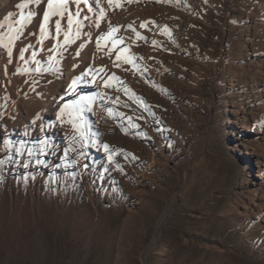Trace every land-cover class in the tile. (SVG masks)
Masks as SVG:
<instances>
[{"label": "rangeland", "instance_id": "rangeland-1", "mask_svg": "<svg viewBox=\"0 0 264 264\" xmlns=\"http://www.w3.org/2000/svg\"><path fill=\"white\" fill-rule=\"evenodd\" d=\"M132 1L115 0V13L128 20L136 14L142 17L140 12L163 0ZM82 2V13L93 14L91 6ZM34 3L21 0L1 20L0 131L5 134L22 128H30L34 135L46 131L50 125L36 110L43 102L56 101L57 81L68 77L67 70L59 76L47 74L41 58L50 52L38 53L34 46L42 39L46 48L52 40L59 42L58 36L49 33L58 17L61 33L69 24V14L51 16L41 33L43 15L33 29L19 20L21 10L30 11ZM21 4L27 7H18ZM124 32L130 42L134 29L126 27ZM161 37L165 46L154 48L169 52L174 34L165 32ZM185 40L187 53L180 54L179 81L186 86L180 93L192 114L190 120L182 114L175 124L180 131L185 129L184 134L179 132L166 141L168 164L147 180L146 195L139 204L130 201L122 185L143 163L150 125L164 128L168 122L174 105L170 92L159 93L160 98L150 101V108L146 106L148 121L134 111L136 122L132 121L131 128L130 101L122 102L126 124L122 130L115 128L123 139L115 147L101 140L89 125L88 106L76 114L66 110L59 117L66 131L76 135L69 147L65 142L18 146L10 139L2 144L0 264H264V219L248 222L230 211L247 196L249 186L248 164L235 150L230 133L227 96L229 80L240 72L234 65L246 59L264 60V0H205L201 18L187 31ZM245 45L249 46L246 50ZM125 47V42L113 45L110 40L99 53H105L108 62L122 55L115 61V71L130 74L134 65ZM61 54L58 51L59 62ZM26 64L38 65V71L23 76L20 68ZM65 65L72 67L70 62ZM197 66L202 71L201 83L192 81ZM256 71L240 79L233 97L249 105L250 112L263 104L255 96L249 100L242 94L250 88ZM106 90L113 88L106 86ZM17 110L26 115L17 117ZM259 125H264V115ZM130 134L135 138L131 147ZM88 147L89 155L85 154ZM156 237L159 240L154 243Z\"/></svg>", "mask_w": 264, "mask_h": 264}, {"label": "bare ground", "instance_id": "bare-ground-1", "mask_svg": "<svg viewBox=\"0 0 264 264\" xmlns=\"http://www.w3.org/2000/svg\"><path fill=\"white\" fill-rule=\"evenodd\" d=\"M20 1L0 0V33L3 27L1 20H5L12 5H17ZM81 1L91 6L93 14L84 15L82 13ZM80 2L77 4L75 0H68L67 10L64 14L73 13L74 19L71 27L66 24L61 33H57L56 21L59 20V17L54 20V31L49 35L58 36L59 42L52 40L46 48L42 39L38 47L34 46V50L38 53L45 50L50 52L46 58H41V67L47 74L59 76L67 70L68 77L66 80L57 81L56 101L43 102L36 110V112L39 111L38 117L44 119L50 126L38 135H34L30 128H22L18 131L11 129L8 134L0 131V157L5 155L2 144L8 139L13 140L18 146H28L33 143L42 145L46 142H65L68 147L71 146V143L76 142V135L66 131L67 129L62 125L59 117L66 110H70L74 114L79 113L83 106H88L91 109L87 115V120L89 125H93L97 136L115 147L123 140L115 128L118 127L119 130H122L126 124L122 102L128 103V100L130 101L131 128L132 121L136 122V117L132 116L134 111L143 114L148 121L150 114L147 112L146 106L150 108L152 104L150 101L158 100L161 96L159 93L170 92L174 95V105H172V114H170L168 122L164 128L161 126L160 128H153L150 125L148 131L151 133V139L143 145V163L136 168V172L130 174L129 182L122 183L123 191L130 195V201L133 204H139L146 195L147 180H151L152 175L168 164L169 160L165 155L166 141L171 137H177L179 132L184 134L185 129L180 131L175 124L180 121L182 114H185V118L188 120L192 114L190 109L185 108L186 106L181 100L183 97H181L180 91L182 86H186V84H181L179 81L182 74L179 61L180 58L183 59L181 57L183 55L180 54L187 53L186 33L201 18V10L205 0H163L152 8L147 6L148 9L140 12V15L143 13L142 17L136 14L130 20L115 13L113 8L115 0H111V4L109 0H98V3L97 0H80ZM101 9L104 10L103 17H101ZM47 10V0H40V3L35 2L31 5L30 11L21 10L19 20L22 23L26 22L25 24L29 26V29L36 28L40 15H43ZM78 11L79 16L76 15ZM29 13L32 15L29 16ZM135 19L136 21H134ZM134 22L138 26H135ZM126 27L134 29V32L130 33V42L127 41V34L124 32ZM149 31L152 33L150 34ZM165 32L174 34L173 45L168 46L169 52H161L154 48L158 47L156 46L158 44L165 46V41L163 42L162 37L160 38V35ZM109 33L111 35H108ZM66 34L68 42L71 39L75 40L72 44L67 45L68 42L65 43ZM101 37L103 39H100ZM167 39L165 40L167 41ZM98 40L99 48L97 46ZM110 40H112L113 45L125 42L126 49H124L130 50V64L134 65L133 69L130 68V74L126 73L129 71H122L123 69H119V71L116 69L117 71H115V61L118 60L117 57L120 58L122 55H116L112 61L108 62L105 53H99V50L102 51L101 49ZM231 45L232 40L230 39L228 50L231 49ZM247 48L249 46L245 45L244 49ZM0 49L3 50L2 45ZM58 51L62 52L60 55L61 62L58 61ZM77 53L79 54L77 55ZM184 57L185 59L188 58V56ZM253 60L246 59L240 64L234 65L238 66L240 72L234 74L229 80L227 91L231 104L230 133L235 150L248 164L246 183L249 186L247 196L237 202L230 211L245 217L248 222H252L254 219H264V125H259V121L264 115V60L257 62ZM65 62H70L72 67L66 69ZM29 65L26 64L20 68L23 76H26L30 70L38 71V65H36L37 67L32 64ZM253 69L258 70V73L256 71L250 88L245 89L242 94L249 100L255 96L256 100L263 104L257 111L250 112L249 105L244 102H237L233 97L236 94L240 79L250 74ZM193 74L192 81L200 82L202 71H199L198 66L194 68ZM73 80L77 81L75 86L72 85ZM106 86H110L113 90L107 91ZM65 105L68 107L65 108ZM61 109L64 111L61 112ZM24 115L26 113L22 110H17V117L23 118ZM113 129H115V133H112ZM95 132H93V138ZM134 141L135 138L130 134V147ZM89 148L86 149L85 154L89 155ZM101 154H105L104 151H101ZM135 186L136 188H134ZM165 216L163 219H166ZM158 240L156 237L154 243Z\"/></svg>", "mask_w": 264, "mask_h": 264}, {"label": "snow or ice", "instance_id": "snow-or-ice-1", "mask_svg": "<svg viewBox=\"0 0 264 264\" xmlns=\"http://www.w3.org/2000/svg\"><path fill=\"white\" fill-rule=\"evenodd\" d=\"M35 2L38 4L40 3V0H35ZM75 2L77 4H79L80 0H75ZM97 3H98V0H97ZM109 3L111 4V0H109ZM67 5H68V0H47V11H45L43 13V20H44V24H47V22L49 21L50 17L51 16H63L65 11L67 10ZM18 7L20 8H23V7H27V4H21V5H18ZM92 9L89 8V11H91ZM32 13H29V16H31ZM77 16L80 15L79 11L76 13ZM104 15V10L101 9V17H103ZM87 18V17H85ZM72 15L69 14V17H68V23H69V27H71L72 25ZM98 26V25H97ZM141 26H144V25H141ZM79 27V26H78ZM60 29H61V24H60V21L57 20L56 21V31L57 33L60 32ZM40 31L41 33H43L45 31L44 29V25L42 24L41 27H40ZM108 35H111V33H109ZM100 39H103V37H101ZM68 42V36L67 34L65 35V43ZM97 46L99 48V40L97 41ZM12 52H11V49L9 48V51H8V55L11 56ZM79 53H77L78 55ZM21 58H23L21 56ZM119 59V57H117ZM77 83L76 80H73L72 82V85L75 86V84ZM68 105H65V108H67ZM64 109H61V112H63ZM105 148H107V145H105ZM109 160H111V156L109 157Z\"/></svg>", "mask_w": 264, "mask_h": 264}]
</instances>
